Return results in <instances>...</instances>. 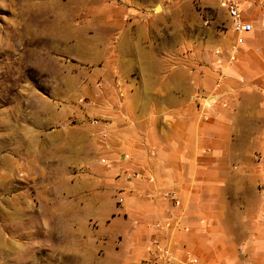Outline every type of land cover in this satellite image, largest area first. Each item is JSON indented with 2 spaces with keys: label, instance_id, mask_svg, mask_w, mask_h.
I'll return each mask as SVG.
<instances>
[{
  "label": "crops",
  "instance_id": "0c3cea01",
  "mask_svg": "<svg viewBox=\"0 0 264 264\" xmlns=\"http://www.w3.org/2000/svg\"><path fill=\"white\" fill-rule=\"evenodd\" d=\"M241 1L253 28L240 46L231 26L196 56H162L130 36L113 61L104 49L113 68L100 74L116 81L95 97L98 126L75 160L96 172L85 207L116 264H148L155 235L170 264H264V0ZM56 241L58 264H79V233Z\"/></svg>",
  "mask_w": 264,
  "mask_h": 264
},
{
  "label": "rangeland",
  "instance_id": "374dc122",
  "mask_svg": "<svg viewBox=\"0 0 264 264\" xmlns=\"http://www.w3.org/2000/svg\"><path fill=\"white\" fill-rule=\"evenodd\" d=\"M231 26L223 0H0V264H58L57 238L66 246L77 233L79 264L117 263L85 207L96 172L75 160L95 97L116 81L100 74L113 68L104 49L113 61L130 36L196 56Z\"/></svg>",
  "mask_w": 264,
  "mask_h": 264
},
{
  "label": "built area",
  "instance_id": "2783aa9c",
  "mask_svg": "<svg viewBox=\"0 0 264 264\" xmlns=\"http://www.w3.org/2000/svg\"><path fill=\"white\" fill-rule=\"evenodd\" d=\"M223 3L231 20L233 31L237 35L236 44L240 46L244 42V35L250 33L253 27L245 20L244 13L237 0H223ZM236 53L237 49L235 48L231 55L232 61L235 60ZM94 124L97 125L98 121H94ZM102 136L104 135L102 134ZM163 195L165 198L176 201L175 192H165ZM146 257L148 264H170L173 255L170 249L162 242L160 236L155 235L149 242ZM187 262L189 264H198V260L192 258H188Z\"/></svg>",
  "mask_w": 264,
  "mask_h": 264
},
{
  "label": "water",
  "instance_id": "95a60500",
  "mask_svg": "<svg viewBox=\"0 0 264 264\" xmlns=\"http://www.w3.org/2000/svg\"><path fill=\"white\" fill-rule=\"evenodd\" d=\"M162 7L160 5H157V7L154 8V12H159V9H161ZM161 11V10H160Z\"/></svg>",
  "mask_w": 264,
  "mask_h": 264
},
{
  "label": "bare ground",
  "instance_id": "6f19581e",
  "mask_svg": "<svg viewBox=\"0 0 264 264\" xmlns=\"http://www.w3.org/2000/svg\"><path fill=\"white\" fill-rule=\"evenodd\" d=\"M160 10H162V8H161V9H159V11H160Z\"/></svg>",
  "mask_w": 264,
  "mask_h": 264
}]
</instances>
